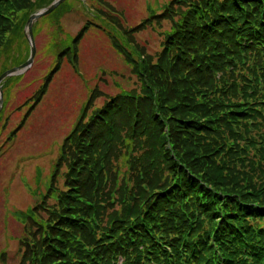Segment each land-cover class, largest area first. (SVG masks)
<instances>
[{
  "label": "trees",
  "instance_id": "1",
  "mask_svg": "<svg viewBox=\"0 0 264 264\" xmlns=\"http://www.w3.org/2000/svg\"><path fill=\"white\" fill-rule=\"evenodd\" d=\"M51 1L0 0V52L13 33L23 36L28 15ZM108 11L111 47L137 76L139 91L110 98L76 123L61 151L64 187L47 191L55 202L39 206L45 218L34 224L26 214L34 230L21 257L26 264H264V0L189 5L155 60L133 44L138 27L125 28ZM90 27L100 26L88 21L60 45L8 139L63 60L77 65V44ZM123 131L130 170L118 187L119 211L107 213L97 201L119 167L91 157L104 156ZM256 171L258 182L246 174Z\"/></svg>",
  "mask_w": 264,
  "mask_h": 264
},
{
  "label": "rangeland",
  "instance_id": "2",
  "mask_svg": "<svg viewBox=\"0 0 264 264\" xmlns=\"http://www.w3.org/2000/svg\"><path fill=\"white\" fill-rule=\"evenodd\" d=\"M209 2L63 0L50 13L33 22L35 53L32 63L22 74L6 77L0 83V264L28 263L27 259L21 257L22 241L28 239L30 230L34 228V225L26 221L31 218L27 215L29 213L32 216L31 212L34 214V224L45 218L46 206L44 209L39 206L55 202L53 195L47 191L51 188L63 189L67 162L61 151L63 142L76 123L90 120L92 113L110 98L129 91H139L137 76L113 50L106 34V30L112 31L107 18L113 17L108 8L120 16L125 28L138 27L131 33L134 36L133 44L142 54L155 60L162 49L165 34L167 36L174 32L176 26L180 27L182 14L187 7L207 8ZM45 7L36 9L32 14ZM88 21L98 23L100 27H90L77 44V65L63 60L47 83L38 103L31 109V114L14 136L8 139V135L17 129L27 106L33 102L31 100L56 63L55 52L60 45H69ZM24 26L23 36H19V32L13 33L11 44L0 52V72L27 60L29 45L24 36ZM9 78L11 80L5 82ZM129 137L124 136V131L121 132L120 139L111 145L104 156L94 154L91 157L92 162L99 158L103 164L110 163L112 169L119 167L118 172L104 183V194L97 201L107 207V213H116L121 206L118 187L127 181L124 174L130 170L126 166L129 160L123 153ZM72 156L70 154L68 160ZM246 174L253 181H257L261 175L258 171ZM114 182V187H110ZM145 188L143 191L146 194L153 190L149 186ZM120 193H127L126 187ZM103 217L104 220L99 224L106 225V214Z\"/></svg>",
  "mask_w": 264,
  "mask_h": 264
},
{
  "label": "water",
  "instance_id": "3",
  "mask_svg": "<svg viewBox=\"0 0 264 264\" xmlns=\"http://www.w3.org/2000/svg\"><path fill=\"white\" fill-rule=\"evenodd\" d=\"M63 0H54L51 4H49L47 7L39 10L36 13H33L29 16L28 20L25 23L24 26V36L28 42L29 45V54L27 60L21 64L18 67H13L11 69H8L4 71L2 74H0V83L2 80H4L6 77L13 76V75H19L22 74L32 63L34 53H35V46H34V40H33V35H32V24L33 22L44 15H47L50 13L52 10L56 8V6ZM0 104H1V90H0Z\"/></svg>",
  "mask_w": 264,
  "mask_h": 264
}]
</instances>
